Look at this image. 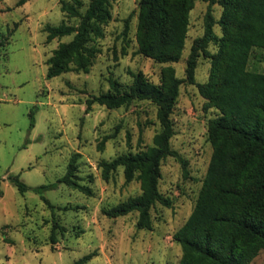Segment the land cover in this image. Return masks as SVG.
<instances>
[{"label":"rangeland","instance_id":"1","mask_svg":"<svg viewBox=\"0 0 264 264\" xmlns=\"http://www.w3.org/2000/svg\"><path fill=\"white\" fill-rule=\"evenodd\" d=\"M88 0H83L82 9ZM139 0H110V19L102 35L93 38L98 52L88 71L68 70L46 76V59L60 41L71 35L46 40V23H76L60 9L61 0H0V264H76L88 252L84 264H178L182 254L173 232L193 209L211 153L207 121L219 110L208 105L195 83L179 85L173 106L174 155L161 161L160 191L170 205L156 202L150 208L151 227L136 224L138 212L109 216L103 208L141 192L140 182L126 181L122 167L105 179L98 165L125 151H137L152 143L160 125L156 105L147 99L109 108L94 102L87 112L85 98L109 88L108 77L122 87L138 70L159 83L160 70L171 65L185 76L186 58L195 37L204 29L208 1L195 0L188 13L184 47L177 61L159 62L136 52ZM218 19L222 6L211 5ZM130 16L127 32L125 18ZM215 32L222 33L215 23ZM210 51L217 45L209 43ZM263 49L252 48L248 67L264 71ZM211 58L198 56L195 80L205 81ZM31 115L33 124H31ZM77 156V180L92 192L58 182L73 153ZM16 174L26 184L21 192L9 178ZM46 184L42 191L35 186ZM42 195L52 204L49 207ZM58 222L56 242L49 239L52 220ZM264 264V249L249 262Z\"/></svg>","mask_w":264,"mask_h":264},{"label":"trees","instance_id":"2","mask_svg":"<svg viewBox=\"0 0 264 264\" xmlns=\"http://www.w3.org/2000/svg\"><path fill=\"white\" fill-rule=\"evenodd\" d=\"M26 0H17L23 4ZM204 29L194 38L186 58L185 76L179 77L167 64L160 70V81L149 80L142 71L131 72L132 80L122 87L113 76L109 88L85 98L84 111L94 102L109 108L128 105L134 100L147 99L156 105L160 128L152 143L144 149L125 151L109 159H100L102 176L107 179L117 167H122L126 181L136 178L141 192L106 206L103 212L118 216L136 210V224L151 227L150 208L156 203L170 205L171 199L158 187L161 161L176 156L186 172L184 159L170 144L174 133L171 117L173 106L183 81L195 83L208 105L219 113L207 121V137L212 144L211 157L192 211L173 232L180 242L182 254L178 264H249L264 249V71L248 67L252 48L264 50V0H206ZM195 0H139L136 25V52L159 62L177 61L184 47L188 13ZM218 3L222 12L218 19L211 5ZM61 0L60 9L76 23L61 21L46 23V40L71 35L60 41L46 59V76L61 72L88 71L98 48L91 43L102 35V25L111 17L110 0ZM130 16L125 18L124 31ZM218 23L222 33L213 26ZM217 49L210 51L209 43ZM211 58L205 81H196L194 74L198 56ZM264 59V52L260 54ZM31 124L33 116L31 115ZM70 157L66 171L53 182L65 183L85 193L92 190L77 180V156ZM21 192L26 184L16 174H9ZM46 184L34 187L42 191ZM49 207L53 204L42 195ZM53 219L49 239L56 242ZM95 252L85 253L76 264H84Z\"/></svg>","mask_w":264,"mask_h":264}]
</instances>
